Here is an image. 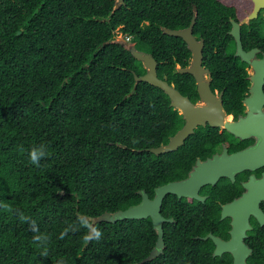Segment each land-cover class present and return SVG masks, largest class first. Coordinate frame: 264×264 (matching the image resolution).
Segmentation results:
<instances>
[{
	"label": "trees",
	"instance_id": "trees-1",
	"mask_svg": "<svg viewBox=\"0 0 264 264\" xmlns=\"http://www.w3.org/2000/svg\"><path fill=\"white\" fill-rule=\"evenodd\" d=\"M112 8L111 0H0V264H140L156 246L151 219L99 223L101 239H83L92 223L83 216L127 210L141 203L139 192L153 197L182 179L169 155L146 151L168 142L182 116L163 90L136 84L146 71L115 42L119 31L145 48L143 15ZM161 24L147 29L152 53L159 64L169 58L168 83L196 102L195 79L175 70L191 53L162 36ZM163 43L176 50L162 56ZM204 58L237 118L250 87L246 65L235 48L206 49ZM42 146L47 156L36 167L28 153ZM164 232V254L146 264H192L204 241L194 240L190 220Z\"/></svg>",
	"mask_w": 264,
	"mask_h": 264
},
{
	"label": "flooded vegetation",
	"instance_id": "flooded-vegetation-1",
	"mask_svg": "<svg viewBox=\"0 0 264 264\" xmlns=\"http://www.w3.org/2000/svg\"><path fill=\"white\" fill-rule=\"evenodd\" d=\"M111 1L113 2L111 15L124 8L128 9V11H135L137 15H143L142 26L146 31L145 48L141 50L132 37H130L128 42L135 44L137 50L153 57L152 50L155 49H153L150 39L152 33L150 30L147 31V29L158 25L160 22L166 23L160 25L161 35L176 39L173 43L174 45L182 48L184 44L185 48L191 53L189 65L185 68L190 67L193 59L188 44L182 38L169 36L164 30H190L195 20L191 34L198 43L202 42L204 45L202 65L205 70L209 71L205 78L211 81V89L217 96H220L222 92L225 94V89L222 91L213 90L214 78L211 63L204 58V52L206 49H211L215 52L226 51L227 53L235 48L236 54L237 42L232 36L235 24L239 26L243 50L246 53L257 51L256 57H249V62L239 58L247 67L249 80L253 71L252 65L264 60V0ZM204 2L206 4H203ZM170 23L172 26L168 27L167 25H170ZM214 34L222 36V38L215 42L210 38ZM167 47L163 43L158 48L162 52V56L166 55L168 49L176 50V48H171L170 44ZM172 58L174 60L177 59L176 56ZM154 59L156 60L155 57ZM169 62L168 57L164 58L160 64L157 62L158 67L162 65L161 74L164 78L162 80L165 81H167L166 77L169 73L165 66ZM226 66H229L227 60ZM179 69L184 68L179 63H176L175 70L177 73H179ZM227 69L226 67V71ZM170 85L175 87L174 84ZM188 98L191 100L190 97ZM193 103H202L199 93L197 101ZM246 109L244 105L242 113L237 118L229 114L227 109H225L227 113L226 121H238L241 117H246ZM177 112L182 116L184 125L176 134L186 125L184 116L179 111ZM215 129L217 131H214ZM203 134L210 139L189 140L193 135L200 137ZM193 135L177 150L163 154L165 156L169 155L168 162L170 160L174 164H180L178 170H181V173L174 172V176L182 177V179L174 182L190 180L200 169L199 163L214 162L216 158L223 159L225 154L226 176L218 178L215 184L202 186L197 192L199 198L188 195H182L181 197L177 195L166 196L161 210L162 216L166 220H171L170 224L177 223L181 225L189 219L192 231L195 234L194 240L207 242L206 244H202L204 242L200 244L202 249L195 254L192 264H264V165L254 170H238L232 173L230 172L231 166L227 165L232 155L255 148L258 142L257 137L251 136L247 139H242L230 133L227 129L214 128L209 124L198 126ZM213 135L219 137L215 139L212 138ZM173 136H170L168 142L162 143L160 146L169 145ZM204 174L209 175L210 172L207 173L205 171ZM156 189H154L153 197L147 191L144 192L153 200L156 195ZM211 235L220 239L224 249L223 247L218 248V245L210 237Z\"/></svg>",
	"mask_w": 264,
	"mask_h": 264
},
{
	"label": "water",
	"instance_id": "water-1",
	"mask_svg": "<svg viewBox=\"0 0 264 264\" xmlns=\"http://www.w3.org/2000/svg\"><path fill=\"white\" fill-rule=\"evenodd\" d=\"M120 1L122 2L123 0ZM194 23L195 20L193 25ZM193 25L190 30L186 31H171L166 29L164 32L169 36L182 38L192 52L193 59L190 67L179 69L178 71L180 74L194 77L200 99L202 100V103L198 104H194L188 97L182 95L180 91L167 81L159 78L158 63L152 55L137 50L135 44L129 43L126 39L121 38L116 41V43H120L129 51L137 61L141 62L146 70V73L142 76L135 74L136 84L148 83L153 87L163 90L171 101V107L179 111L186 120L184 128L170 139L169 145L147 149L146 151L156 156L175 151L195 133L198 126H206L209 124L214 128L227 129L230 133L242 139L256 136L258 140L257 146L253 149L232 155L227 165L231 166V173L238 170L257 169L264 165V60L252 65L253 71L250 77L251 86L249 95L244 100V105L247 108V116L241 117L238 121H226L227 113L223 102L224 92L220 96H217L211 89V81L205 78V75L209 74V71L205 70L202 65L204 45L202 42L198 43L191 34ZM234 26L232 36L237 42L235 57L249 62V57H256L257 51L246 53L243 50L239 26L237 24ZM119 146L124 149L127 148L126 146ZM199 168L198 172L188 181L171 182L157 188L153 200L150 199L146 192H139L142 195L141 203L127 210L117 211L115 213H104L94 219L83 216V218L92 222L90 233L92 229H95L97 224L103 222L116 224L118 221L146 220L151 218L158 239L154 250L140 264L149 263L160 257L164 254L166 248L164 224L171 222V220H166L161 214L164 199L168 195H177L179 197L188 195L199 198L197 192L202 186L215 184L218 178L226 176V154L223 159L216 158L214 162L199 163ZM205 171L207 173L210 172V174L205 175ZM210 237L218 245L219 249L221 247L224 249V245L220 239L212 235Z\"/></svg>",
	"mask_w": 264,
	"mask_h": 264
},
{
	"label": "clouds",
	"instance_id": "clouds-1",
	"mask_svg": "<svg viewBox=\"0 0 264 264\" xmlns=\"http://www.w3.org/2000/svg\"><path fill=\"white\" fill-rule=\"evenodd\" d=\"M126 39L127 41L130 40V37L128 36H124L122 35L120 32L117 33V37H116V40L115 42L118 40V39ZM129 39V40H128ZM23 150V149H21ZM29 155V162L32 164V165H35L36 167H40V160L41 159H44L46 158L47 156V151L46 149L42 146L41 148L37 149V148H33L29 151L28 153ZM21 219H25L24 217H21ZM35 230V229H33ZM102 237V233L101 231H99L98 229H92L91 230V233L90 234H86L83 239L85 240V242H88V241H92V240H100ZM61 239L63 238V234L61 235L60 237ZM40 239V237H35L34 238V242L35 241H38ZM44 255H46L47 253L44 252L43 253Z\"/></svg>",
	"mask_w": 264,
	"mask_h": 264
},
{
	"label": "built area",
	"instance_id": "built-area-1",
	"mask_svg": "<svg viewBox=\"0 0 264 264\" xmlns=\"http://www.w3.org/2000/svg\"><path fill=\"white\" fill-rule=\"evenodd\" d=\"M129 40V39H128Z\"/></svg>",
	"mask_w": 264,
	"mask_h": 264
}]
</instances>
